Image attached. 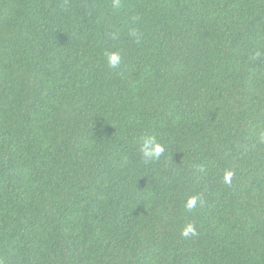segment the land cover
Masks as SVG:
<instances>
[{
  "label": "trees",
  "instance_id": "obj_1",
  "mask_svg": "<svg viewBox=\"0 0 264 264\" xmlns=\"http://www.w3.org/2000/svg\"><path fill=\"white\" fill-rule=\"evenodd\" d=\"M0 264H264V0H0Z\"/></svg>",
  "mask_w": 264,
  "mask_h": 264
},
{
  "label": "clouds",
  "instance_id": "obj_2",
  "mask_svg": "<svg viewBox=\"0 0 264 264\" xmlns=\"http://www.w3.org/2000/svg\"><path fill=\"white\" fill-rule=\"evenodd\" d=\"M120 0H114V7H119ZM134 36H139V33L135 30L131 33ZM107 62L110 67H118L121 56L118 52L115 53H106ZM149 146H152V150H149ZM144 152V155L149 158L158 159L159 156L164 152V147L160 144H158L154 137H145L143 138V146L141 149ZM232 173L229 172L226 174L225 179L227 182L231 181ZM196 198L193 197L188 201V208H193L196 205ZM185 237H187L189 234L195 235V228L193 225H189L186 230L182 233Z\"/></svg>",
  "mask_w": 264,
  "mask_h": 264
}]
</instances>
